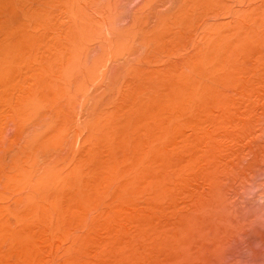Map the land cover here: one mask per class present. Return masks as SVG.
<instances>
[{
  "label": "rangeland",
  "instance_id": "obj_1",
  "mask_svg": "<svg viewBox=\"0 0 264 264\" xmlns=\"http://www.w3.org/2000/svg\"><path fill=\"white\" fill-rule=\"evenodd\" d=\"M0 50V264H264V0H0Z\"/></svg>",
  "mask_w": 264,
  "mask_h": 264
},
{
  "label": "bare ground",
  "instance_id": "obj_2",
  "mask_svg": "<svg viewBox=\"0 0 264 264\" xmlns=\"http://www.w3.org/2000/svg\"><path fill=\"white\" fill-rule=\"evenodd\" d=\"M80 40H81V39H80ZM72 49H73V48H72ZM0 51H1V50H0ZM32 51H33V50H32ZM15 53H16V51H15ZM23 53H24V52H23ZM76 53H77V51H76ZM24 55H25V54H24ZM12 57H13V56H12ZM23 57H24V56H23ZM70 58H71V57H70ZM74 58H75V57H74ZM97 58H98V57H97ZM97 58H96V59H97ZM75 59H76V58H75ZM35 60H36V59H35ZM97 60H98V59H97ZM99 60H100V59H99ZM80 61H81V60H80ZM35 62H36V61H35ZM74 62H75V61H74ZM35 64H36V63H35ZM71 64H72V62H71ZM74 64H75V63H74ZM36 65H37V64H36ZM79 65H80V64H79ZM94 66H95V65H94ZM79 67H80V66H79ZM72 68H73V67H72ZM0 70H1V69H0ZM77 70H78V69H77ZM3 71H4V70H3ZM29 73H30V72H29ZM1 74H2V72H1ZM29 76H30V75H29ZM80 76H81V75H80ZM75 77H76V76H75ZM78 77H79V76H78ZM78 77H77V78H78ZM83 78H84V76H83ZM74 81H75V80H74ZM77 82H78V81H77ZM65 83L67 84L66 81H65ZM83 83H84V82H83ZM64 85H65V84H64ZM62 87H65V86H62ZM67 87H68V86H67ZM60 88H61V87H60ZM38 89H39V88H38ZM43 90H44V89H43ZM61 90H62V89H61ZM61 90H60V91H61ZM74 90H75V89H74ZM60 91H59V92H60ZM62 91H63V90H62ZM33 92H34V91H33ZM74 93H75V92H74ZM24 94H25V93H24ZM72 94H73V93H72ZM91 94H92V93H91ZM61 95H62V94H61ZM40 96H41V94H40ZM46 97H47V96H46ZM46 97H45V98H46ZM49 97H50V96H49ZM71 97H72V96H71ZM31 98H32V96H31ZM37 98H38V96H37ZM43 98H44V97H43ZM65 98H66V97H65ZM27 99H29V98H27ZM46 99H47V98H46ZM23 100H24V99H23ZM19 101H20V100H19ZM40 101H41V100H40ZM16 102H17V101H16ZM49 102H50V101H49ZM52 103H53V102H52ZM20 105H21V104H20ZM38 105H39V104H38ZM41 105H42V104H41ZM22 106H23V105H22ZM32 106H33V105H32ZM19 107H20V106H19ZM40 107H41V106H40ZM23 111H24V110H23ZM34 112H35V111H34ZM57 113H58V112H57ZM26 115H27V114H26ZM36 115H37V114H36ZM58 115H59V114H58ZM42 116H43V114H42ZM33 117H34V116H33ZM62 117H63V116H62ZM62 117H61V118H62ZM67 117H69L68 114H67ZM29 118H30V117H29ZM31 118H32V117H31ZM34 119H35V117H34ZM41 119H42V118H41ZM35 121H36V120H35ZM62 121H63V120H62ZM34 123H35V122H34ZM41 123H43V121H42ZM56 123H57V122H56ZM29 124H30V123H29ZM60 126H61V125H60ZM64 126H65V125H64ZM53 127H54V126H53ZM57 128H58V127H57ZM46 130H47V129H46ZM53 131H55V129H53ZM43 132H44V131H43ZM43 132H42V133H43ZM38 135H40V134H38ZM54 135H55V134H54ZM56 137H57V136H56ZM30 138H31V137H30ZM53 138H55V137H53ZM44 139H45V138H44ZM44 139H43V140H44ZM35 140H36V138H35ZM38 140H39V139H38ZM36 141H37V140H36ZM41 141H42V140H41ZM51 141H53V140L51 139ZM30 142H31V141H30ZM57 142H59V141H57ZM27 143H28V141H27ZM53 143H54V142H53ZM33 146H34V145H33ZM41 146H42V144H41ZM28 147H29V146H28ZM40 148H41V147H40ZM51 148H53V147H51ZM23 149H24V148H23ZM31 149H33V148H31ZM44 149H45V148H44ZM24 150H25V149H24ZM27 150H28V149H27ZM22 151H23V150H22ZM25 151H26V150H25ZM25 151H24V154L26 153ZM36 151H37V150H36ZM40 151H41V150H40ZM54 151H55V150H54ZM61 151H62V150H61ZM28 152H30V151H28ZM57 152H58V151H57ZM57 152H56V153H57ZM41 153H42V152H41ZM45 153H46V152H45ZM19 154H20V152H19ZM28 154H29V153H28ZM51 155H52V154H51ZM53 155H54V154H53ZM25 157H26V155H25ZM32 158H33V157H32ZM53 158H54V157H53ZM58 158H59V157H58ZM46 159H48V158H46ZM56 159H57V158H56ZM60 160H62V159H60ZM31 161H32V160H31ZM34 161H35V160H34ZM49 161H50V160H49ZM62 161H64V160H62ZM28 162H29V161H28ZM47 162H48V160H47ZM51 162H52V160H51ZM33 163H34V162H33ZM53 163H54V161H53ZM53 163H52V164H53ZM56 163H57V162H56ZM56 163H55V165H56ZM23 164H24V163H23ZM48 164H49V163H48ZM32 165H33V164H32ZM19 166H20V165H19ZM30 166H31V165H30ZM14 167H15V166H14ZM16 167H17V166H16ZM16 167H15V168H16ZM21 167H22V166H21ZM45 168H46V166H45ZM45 168H44V169H45ZM17 169H18V168H17ZM21 169H22V168H21ZM12 170H13V169H12ZM19 170H20V169H19ZM25 170H26V169H25ZM20 171H21V170H20ZM18 173H19V172H18ZM26 173H28V172H26ZM29 173H30V172H29ZM35 174H36V173H35ZM31 175H32V174H31ZM32 176H33V175H32ZM36 176H37V175H36ZM5 177H6V176H5ZM5 177H4V178H5ZM21 177H22V176H21ZM24 177H25V176H24ZM29 177H30V176H29ZM33 177H34V176H33ZM47 178H48V177H47ZM12 179H14V178H12ZM25 179H26V178H25ZM26 180H27V179H26ZM9 181H10V180H9ZM12 181H13V180H12ZM14 181H15V180H14ZM13 183H14V182H13ZM15 184H16V183H15ZM14 186H15V185H14ZM5 187H6V186H5ZM16 187H17V185H16Z\"/></svg>",
  "mask_w": 264,
  "mask_h": 264
}]
</instances>
